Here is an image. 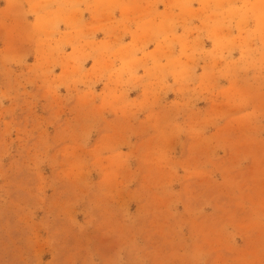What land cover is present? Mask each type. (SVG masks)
I'll return each instance as SVG.
<instances>
[{"label":"rangeland","instance_id":"374dc122","mask_svg":"<svg viewBox=\"0 0 264 264\" xmlns=\"http://www.w3.org/2000/svg\"><path fill=\"white\" fill-rule=\"evenodd\" d=\"M0 264H264V0H0Z\"/></svg>","mask_w":264,"mask_h":264}]
</instances>
